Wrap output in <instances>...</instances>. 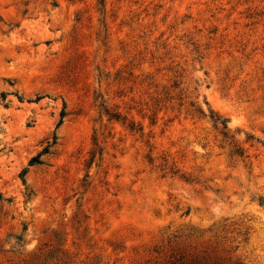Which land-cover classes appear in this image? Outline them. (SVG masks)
I'll use <instances>...</instances> for the list:
<instances>
[{
	"label": "rangeland",
	"instance_id": "obj_1",
	"mask_svg": "<svg viewBox=\"0 0 264 264\" xmlns=\"http://www.w3.org/2000/svg\"><path fill=\"white\" fill-rule=\"evenodd\" d=\"M0 264H264V0H0Z\"/></svg>",
	"mask_w": 264,
	"mask_h": 264
},
{
	"label": "trees",
	"instance_id": "obj_2",
	"mask_svg": "<svg viewBox=\"0 0 264 264\" xmlns=\"http://www.w3.org/2000/svg\"><path fill=\"white\" fill-rule=\"evenodd\" d=\"M199 114L204 116V114L201 111H199ZM210 118L213 123L214 129L218 131L222 139L226 143H228L229 146L234 148L233 153L239 157H242V150L234 144V142L232 141V137L229 136L228 129H227V122L225 120H222L221 117L214 115V114H212Z\"/></svg>",
	"mask_w": 264,
	"mask_h": 264
}]
</instances>
